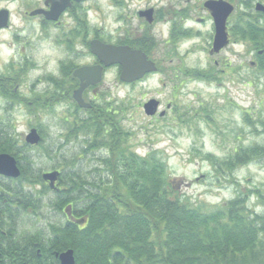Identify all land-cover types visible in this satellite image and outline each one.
I'll return each instance as SVG.
<instances>
[{
	"label": "trees",
	"instance_id": "16d2710c",
	"mask_svg": "<svg viewBox=\"0 0 264 264\" xmlns=\"http://www.w3.org/2000/svg\"><path fill=\"white\" fill-rule=\"evenodd\" d=\"M234 17L233 37L245 39L246 44L257 50L264 48V24L250 17L245 18L244 27L240 14ZM77 22L73 36L86 37L88 22L80 15ZM73 44L71 39L72 48ZM69 65L64 71L70 76L69 98L77 120L69 126L66 141L86 133L90 138L85 140L84 152L104 149L106 153L97 156L92 171L62 170L60 190L53 191L43 181L42 169L35 166L30 154L33 149H45L50 155L47 136L39 145H29L11 132L10 121L5 124L0 120V153L16 156L22 171L12 181L14 185L0 181V201L11 203L4 204L8 211L16 207L15 217L6 211L0 218V227L8 232L5 241H0V248L10 250L3 256L6 262L59 264L55 253L72 248L76 264H264V213L255 211L248 203L255 195L264 205V189L251 187L245 191L240 182L234 181L240 187L237 195L213 208L180 194L159 152L141 155L131 149L123 118L118 117L124 112L122 107L113 108L111 103L103 102L101 108L94 105L87 110L91 117H80L83 109L72 97L78 86L73 76L77 66L74 62ZM256 67L264 71V54ZM261 84L264 88V81ZM186 111L177 117L181 124L191 126L196 114L189 108ZM202 111L207 121L214 122L211 110ZM244 117L246 124H254L246 109ZM260 124L264 133V120ZM204 157L218 173L228 175L252 162L264 163V143L242 145L225 158L213 153ZM50 192L56 198L47 201L44 197ZM68 205L73 206L72 219L59 223L47 218L46 225H37L45 216V206L62 213ZM25 215L33 218L31 230L21 226L26 223ZM29 250L34 253H26ZM36 250H41V257Z\"/></svg>",
	"mask_w": 264,
	"mask_h": 264
},
{
	"label": "rangeland",
	"instance_id": "374dc122",
	"mask_svg": "<svg viewBox=\"0 0 264 264\" xmlns=\"http://www.w3.org/2000/svg\"><path fill=\"white\" fill-rule=\"evenodd\" d=\"M44 1L0 2V8H8L10 12L15 13L14 25L10 29L0 31V73H14L12 70L8 71L12 56H15L17 61L25 59L24 63L27 60L31 64L35 62V68L32 70L31 67L34 65H30L31 70L24 80V86L28 87L45 72L55 73L57 76L61 69L63 72L65 69L68 70L72 62L79 67L94 61L87 46L85 48L81 43L75 46L73 35L71 36L74 41L73 48L70 46L71 43L67 47H64L65 44L60 45L63 39L62 30H68V27L54 28L47 25L45 27L47 30H44L40 25V19H22L21 12L44 7ZM255 1L253 0V6ZM86 7L88 11H83V5L77 9L78 15L83 17L84 13L85 21L89 24L86 36H90V32L93 31L106 41L112 42L117 22L116 12L110 0H91ZM237 14H240L241 18V12H234L231 21ZM245 14V18L254 17L264 24V17L257 16L256 12ZM63 19L64 24L71 22L68 15ZM200 28L201 33L197 38L180 46L185 54L184 58L181 60L175 57L174 63L169 62L172 70L168 72L181 74L185 69L194 68V71L213 73L218 69L215 61H219L221 67L226 64L224 72L215 75V79L188 80L179 76L174 80L171 74L168 79L161 73H156L147 80L131 85L121 82L117 71L110 69L106 72L103 82L98 85L96 93L90 92L87 97L94 99V105L100 108L103 102L111 103L113 108L122 107L124 112L118 117L123 118L131 149L141 155L159 152L168 164L170 180L179 193L186 194L193 202L213 208L237 195L240 187H237L234 181L240 182L241 188L245 191L251 187L264 189V163L252 162L237 168L228 176L218 173L204 157L206 153H213L218 158H225L242 145L264 143L263 126L260 124L261 120H264V88L261 84L264 81V71L260 72L256 65H252V62H257V56L260 61L262 55L257 54L258 50L246 44L245 39L237 40L232 34L231 42L224 51L218 56L211 57L208 54L213 34L211 24L209 22L208 26ZM157 32L159 41L154 43L157 53L151 55L158 61L166 51L164 36ZM15 34L20 36L15 38ZM81 38L83 36L78 37V40ZM63 42L66 43L65 40ZM191 47L194 49L187 53V49ZM196 66L199 70L195 69ZM30 89L27 87L23 89L27 97H30ZM54 98L59 102L51 109L36 110L32 114L25 107L7 111L5 108L7 102L0 95V120L5 124L10 121L11 132L18 135L19 140L25 139L32 126L42 127L51 153L48 155L45 149H33L30 153L35 166L42 169V173L52 170L54 166L59 170L81 169L84 173L92 171L94 164H97V156L102 157L106 151L100 149L96 152H84V148H87L85 140L90 138L86 133H81L78 138H72L69 142L66 141L69 126L77 120V112L70 101L59 96ZM151 99L161 100L162 106L159 111L167 110L168 102L174 106L167 110L164 118L158 114L148 116L144 111V104ZM188 108L196 114V121L191 126L181 124L177 117L179 113L185 114ZM204 109L211 110V119L214 122L206 120L202 111ZM245 109L252 115L253 125L245 123ZM79 113L80 117L86 116L84 111ZM75 160L78 161L74 163ZM73 164L76 167H73ZM0 181L12 183L1 177ZM54 197L55 194L50 192L44 199L49 201ZM248 203L255 211L264 213V205L255 195L251 196ZM43 213L45 216L37 223L38 226L46 225L47 218L59 223L67 219L64 211L57 212L51 206H45ZM24 219L26 223L21 226L31 230L32 216L25 215Z\"/></svg>",
	"mask_w": 264,
	"mask_h": 264
},
{
	"label": "flooded vegetation",
	"instance_id": "af4514ba",
	"mask_svg": "<svg viewBox=\"0 0 264 264\" xmlns=\"http://www.w3.org/2000/svg\"><path fill=\"white\" fill-rule=\"evenodd\" d=\"M2 1L4 0H1V2ZM90 1L91 0H83L77 2L75 0H72L71 7H69V9H67V11L63 13V15H61L58 21L48 20L42 14L33 16L31 15L32 13L31 11L21 12L20 15H22L21 17L23 20L27 18L40 19V25L44 30H47L45 29L47 25L54 28H63L64 26L68 27V30L65 29L62 30L61 34L63 35V39L61 40L62 43H60V45L63 46V44H65L64 47H67L69 46V43H71L70 40H71V36L73 35L72 31L78 29L77 9L81 7V5H83V11H88L86 4ZM212 1L214 2L223 1L233 5L234 6L233 12H241V22L244 25V27H245V13L256 12L257 14L258 13L264 14V11L257 9V4H262L264 6V1H257V0L255 1V6H253L254 4L253 0H110L114 12H116V22H117L115 34L113 36V41L112 42L106 41L105 39H103V37L99 36L98 33L92 31L90 32V36L88 35V37L87 36L85 37V34H83V38H81L80 41L78 40L76 34L75 46H78V44L81 43L86 48V46L89 44L88 48L90 49L89 51L91 54V42L95 39H99L105 43H112L116 46L131 47L132 49L143 51L148 56V59L152 60L156 64L157 69L146 73L142 78L136 79L135 81L132 82L122 81L121 80L122 67L120 64H114L111 67L104 69V74H106V72L109 71L110 69H115L117 71L118 79L125 84L135 85L136 83L149 79L152 75L156 73L157 74L161 73L163 76L167 77L168 79L170 78L169 75L171 74V78H173L174 80L177 79L179 76L185 77L188 80H197L198 76H203L205 78L207 77L213 78L215 77V75L217 74L220 75L222 74V72H224L225 69L224 67L226 66V64H224V66L221 67V65H219V61H215L216 65L218 66V69H216V72L213 73L194 71V68L185 69L184 71H182L181 74L168 72L169 70H172L169 66V62L174 63L175 57L180 58L181 60H183L184 58L185 54L182 52L180 46L186 41L188 42L194 38H197V36L201 33L200 27L208 26L209 22L211 24L213 34H212L211 45L208 48V52H209L208 54L211 57H215L220 55L224 51L225 48H223L220 52L212 51L215 32H216L215 21L213 16L211 15V12H213V10H211L210 3ZM224 5H225L224 3L219 4V6L221 7H223ZM1 9L2 8H0V10ZM147 12H151V13H147ZM200 12H202L203 14H200ZM67 15L70 17L71 22L70 23L67 22L64 24L63 18ZM14 16L15 13L9 12V25L6 28L0 29V31L7 30L8 28L10 29L12 25H14L13 24ZM83 19L85 20L84 13H83ZM227 30L231 40V34H232L231 16L227 21ZM95 31L98 32V30ZM157 31H159L164 36L163 43L166 51L158 61L152 58V55L157 53L154 45V43L156 44L159 41L158 40L159 35ZM94 33L95 35H93ZM19 36H20L19 34H15L14 37L18 38ZM63 40H65L66 43H64ZM77 41H79V43ZM192 49L194 48L193 47L188 48L187 53H190ZM263 52L264 49L260 48L258 49L257 54L263 55ZM19 55L21 56L22 54L20 53ZM91 55L92 57H94L93 63L84 64L83 66L100 64L98 59L93 54ZM24 60L25 59H23L22 61H17L16 57L12 56L11 57L12 62L8 65V71L11 72L12 70L14 73L12 74L0 73V95L3 98H5L7 102L5 106L7 111L10 112L14 111L18 107L20 108L25 107L28 112H34L40 109L49 110L56 104V102H59V100L58 101L55 100L54 98L55 96H59L64 100L71 102L69 98V90L71 87L69 73H65V71L63 72L62 69L57 76L55 75V73L45 72L41 76H38L37 80L31 84V87L30 86L28 87V85L24 86L25 78L29 74L31 68L33 70L36 65L35 62L31 64L30 61L28 60L26 63H24ZM259 63L260 61L258 60V56H257V62H252V65L258 66ZM15 65H17L18 68ZM30 65L32 66L34 65V67L30 68ZM79 67H76L75 69ZM195 69L199 70L197 66L195 67ZM103 80L99 84L90 86L87 89H85V91L83 92V97L85 98L86 101H88L91 104H94L93 102L94 99H89L87 97V94L90 92L96 93V89L98 85H100L103 82ZM79 84L80 82L78 80L77 88L79 87ZM24 87H27L29 89L31 88L30 97H27L24 94L23 92ZM159 101H160V105L162 106L161 100ZM93 106L88 110H91ZM173 106L174 104H172L171 102H168L166 104L167 110H171ZM163 110L164 109H161V111ZM167 110L164 116H160V117L162 118L166 117ZM83 111L86 113V115H88V117H91V114H89L87 110H82L81 112L83 113ZM157 114L159 115V113ZM33 127L37 128L39 133L42 134V136H44V131L42 130L40 125L32 126V128ZM0 177L5 180H10V181L14 180V178H8L2 175H0ZM0 197H2V195ZM7 203L8 201L4 202V204ZM4 204L0 201V218L6 211H8V209L5 207ZM14 209L9 210L8 213L10 212L11 215H14L15 217L16 210ZM70 212L71 214L69 215L66 214L67 219L73 218V210H71ZM0 224H1V220H0ZM7 235L8 232L2 227H0V241L1 240L5 241L4 237ZM9 251H7L6 248H0V264H8L6 262V259L3 258V256L6 255V253H8ZM30 252L34 253V251L32 250L26 251V253H30ZM35 253L39 257H41V250H36ZM59 253H55V257L58 259V263L62 264L60 258L57 256V254Z\"/></svg>",
	"mask_w": 264,
	"mask_h": 264
},
{
	"label": "water",
	"instance_id": "95a60500",
	"mask_svg": "<svg viewBox=\"0 0 264 264\" xmlns=\"http://www.w3.org/2000/svg\"><path fill=\"white\" fill-rule=\"evenodd\" d=\"M77 2L83 0H75ZM224 3L223 7L219 4ZM72 4V0H45V8H37L31 11V15H44L45 18L51 21H58L63 12L66 11ZM211 15L215 21V37L213 43V52H220L229 42V33L227 30V21L233 14L234 6L223 1H212L210 3ZM257 9L264 11L262 4H257ZM151 13V12H147ZM9 25V10H0V29L6 28ZM91 52L94 54L100 64L85 65L77 68L74 71V76L79 79V87L74 90L73 98L82 108H90L91 104L86 102L83 97V92L90 86L97 85L103 80L104 68L114 64H120L122 67L121 80L124 82H132L142 78L146 73L157 69L155 63L148 59V56L141 50H135L131 47L116 46L114 44L105 43L99 39L91 42ZM159 101L151 99L144 105L146 115L153 116L157 113ZM165 111L161 112V116ZM42 140L41 134L37 128L31 129L26 136V142L31 145H38ZM0 175L8 178H18L21 175L17 158L10 153H0ZM61 172L59 170L47 171L42 174L43 180L49 183L53 190H58L57 181ZM71 206H68L66 212H70ZM57 256L62 264H75V254L73 249H67Z\"/></svg>",
	"mask_w": 264,
	"mask_h": 264
}]
</instances>
